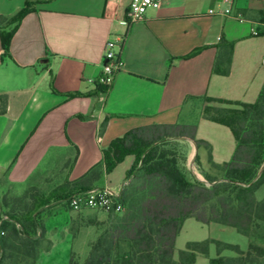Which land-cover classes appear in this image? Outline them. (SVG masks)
I'll use <instances>...</instances> for the list:
<instances>
[{"label": "crops", "instance_id": "1", "mask_svg": "<svg viewBox=\"0 0 264 264\" xmlns=\"http://www.w3.org/2000/svg\"><path fill=\"white\" fill-rule=\"evenodd\" d=\"M26 1L36 3L35 10L22 18L6 56L0 48V95L7 96L0 114V180L18 188L51 185L50 192L65 179L72 182L95 165L102 167L103 150L112 140L158 125H193L196 139L209 144L213 162L231 159L236 142L230 128L206 119L203 111L220 104L206 98L257 100L264 83V0H161L129 27L119 22L131 0H0V15L11 17ZM228 6L232 15L242 16V23L233 16L208 14ZM117 35L124 36L115 50L122 68L106 93L97 92L104 44ZM227 42L233 43L231 62L223 75L213 65L219 46ZM67 93L79 96L67 98ZM177 142L184 148L186 167L201 175L206 150L187 139ZM133 160L125 157L94 187L118 193ZM254 196L257 201L264 197V180ZM37 218L50 245L34 264H69L71 258L81 264L99 233L92 222L106 217L52 201ZM203 225L206 239L247 251V238L234 228ZM234 256L228 250L217 254L213 244L208 247L209 259Z\"/></svg>", "mask_w": 264, "mask_h": 264}, {"label": "trees", "instance_id": "2", "mask_svg": "<svg viewBox=\"0 0 264 264\" xmlns=\"http://www.w3.org/2000/svg\"><path fill=\"white\" fill-rule=\"evenodd\" d=\"M36 3L26 1L9 18L0 15L10 30L0 27L2 56L8 54L10 39L22 18L33 12ZM264 33V32H261ZM232 42L219 46L213 71L228 74ZM190 53L186 57L194 55ZM108 87L97 84V92L106 93ZM79 96L67 93L65 97ZM238 108L209 110L203 116L230 128L235 138L231 159L218 164L212 161L210 146L196 139L193 125H158L136 128L111 141L103 150L102 167L95 165L75 181L65 179L47 195L32 193L29 206L21 214L0 215V264H34L38 254L50 243L43 237V227L36 216L40 210L56 200L66 199L75 191L94 188L103 173L109 174L125 157L132 156L118 200L124 211L105 221L92 224L99 233L89 245L81 264H193L196 255L208 258V247L215 246L217 254L228 250L234 257L210 258L209 264H264V197L257 201L254 193L264 180V83L254 103H241L206 98ZM7 96L0 95V114L6 110ZM212 111V113H210ZM106 119L100 124L103 134ZM187 139L195 147H203L206 164L221 174L213 178L205 174L199 180L187 167L186 155H176L167 143ZM193 218L202 224L219 223L234 228L248 240L243 252L237 245L214 239L187 242L174 259L175 240L183 222ZM69 264H76L71 258Z\"/></svg>", "mask_w": 264, "mask_h": 264}, {"label": "built area", "instance_id": "3", "mask_svg": "<svg viewBox=\"0 0 264 264\" xmlns=\"http://www.w3.org/2000/svg\"><path fill=\"white\" fill-rule=\"evenodd\" d=\"M160 2L161 0H131L124 19L119 23L129 27L141 21L145 13L148 10L157 9ZM208 14L233 16L239 23L244 21L239 13L232 15L231 7L229 6L220 9H209ZM123 40L124 36L117 35L112 39H108L103 47L100 83L108 87L107 91L111 87L115 74L122 68V60L119 53L115 50L120 48ZM66 201L69 209L75 212L83 209H93L105 213L120 214L124 211L123 205L118 200V193L109 187H94L75 191L68 195ZM0 235H3L2 231H0Z\"/></svg>", "mask_w": 264, "mask_h": 264}, {"label": "rangeland", "instance_id": "4", "mask_svg": "<svg viewBox=\"0 0 264 264\" xmlns=\"http://www.w3.org/2000/svg\"><path fill=\"white\" fill-rule=\"evenodd\" d=\"M0 27L6 28V30H10L12 28V25H6L5 20H0ZM209 110L213 109H224V108H238L237 106L230 105V106H224L221 104H215V106H209ZM212 113V111L210 112ZM165 148L167 149H173L176 153V155H183L184 148L181 146L179 142H172L167 143L165 145ZM128 161L123 164L122 168L118 169L112 176V179L117 178L120 173L122 172L123 167L128 165ZM190 171L201 181H204V175L208 174L213 178L220 179L221 174L213 169H210V167L204 163L203 166H201L198 170L201 175L197 174L196 171H194L191 167L189 168ZM62 176H56L58 179L56 182L62 180ZM55 181L53 183H56ZM128 181H126L123 185L127 184ZM122 185V186H123ZM50 186H45L44 184L39 183L35 187H25V188H18L13 185H10L6 182L4 178L0 180V215L1 220H6L7 214H21L26 209V207L29 206V198L28 196L34 192L39 193L40 195L44 196L49 192ZM106 186H98L97 188H103ZM121 187L118 188V191H120ZM53 202L58 203L59 205H64L68 207L67 201L64 198H57ZM96 213H104L105 214V220H107L108 217H112L113 213H105L103 211L96 210ZM37 218V216H36ZM103 220V221H105ZM37 221L39 224L40 220ZM208 236V229L205 225L197 222L193 218H187L179 232V235L176 239L175 243V253L174 258L177 259L178 251L185 249L187 242L192 241H202L206 239ZM2 264H11L8 262H3ZM194 264H209V258L198 255L196 258V261Z\"/></svg>", "mask_w": 264, "mask_h": 264}]
</instances>
